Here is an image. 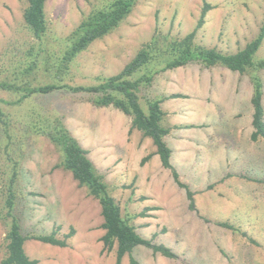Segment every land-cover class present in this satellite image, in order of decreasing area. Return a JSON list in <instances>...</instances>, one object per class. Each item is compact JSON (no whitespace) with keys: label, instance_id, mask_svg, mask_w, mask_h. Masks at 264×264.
Masks as SVG:
<instances>
[{"label":"rangeland","instance_id":"1","mask_svg":"<svg viewBox=\"0 0 264 264\" xmlns=\"http://www.w3.org/2000/svg\"><path fill=\"white\" fill-rule=\"evenodd\" d=\"M205 1L211 10L197 43L231 54L259 35L264 0H137L114 32L74 53L80 37L70 36L107 0H47L48 29L39 40L24 21L28 0H0V81L18 86L27 81L29 87L98 86L119 74L156 33L174 38L191 33ZM255 59L264 60V40ZM33 62L36 68L29 69ZM252 75L260 77L264 92V69L240 74L220 66L189 65L158 73L152 86H140L144 110L150 99L164 98L171 164L195 193V211L187 190L163 168L159 155L141 164L157 150L153 139L138 130L130 134L132 118L113 106H95L97 94L60 89L25 98V87L0 90L9 118L0 125V247L10 228L5 201L11 190L16 197L12 215L24 235L56 231L63 239L72 234L66 247L26 240L30 259L38 264H117V246L102 253L99 201L79 187L70 171L56 167L64 160L62 150L36 130L46 123L54 127L58 119L89 152L123 217L141 237L178 256L171 259L138 246L132 254L138 264H264V141L251 140ZM121 264H131L130 256Z\"/></svg>","mask_w":264,"mask_h":264},{"label":"trees","instance_id":"2","mask_svg":"<svg viewBox=\"0 0 264 264\" xmlns=\"http://www.w3.org/2000/svg\"><path fill=\"white\" fill-rule=\"evenodd\" d=\"M46 1L28 0V6L23 14L25 23L32 31L31 34L38 40L48 29L45 13ZM107 1L102 8L91 11L70 36V38L80 37V40L74 45V53L86 50L93 41L114 32L130 16L137 2V0ZM210 10L211 6L205 1L196 28L184 37L174 38L169 34L156 33L149 42L142 46L134 59L119 74L104 79L98 86L57 87L54 85H40L29 87L27 81L19 86L17 83L9 84L0 81V90L13 92L25 87V98L52 93L60 89L72 93L97 94L98 97L93 100L95 106L99 108L113 106L132 118L130 134L134 130H138L143 133L144 138L153 139L157 150L155 154L143 158L141 164L145 165L154 155H159L163 168L170 170L178 186L187 190L190 208L195 211V193L181 181L179 173L171 164L172 150L165 141V137L170 134L171 129L164 127L163 122L166 114L161 107L164 98L150 99L147 102V110H144L140 103L139 90L140 86L144 84L149 87L152 86L156 74L189 65H199L207 70L220 66L240 74H244L252 68L264 69V60L256 61L255 59L264 40V25L259 35L237 53H224L216 48H209L196 42L197 33L205 24V18ZM36 66L37 63L33 62L29 69L36 68ZM15 73L12 72V75ZM26 73L30 74L31 72ZM252 84L253 96L251 103L254 113L251 140L259 142L260 140L264 141L263 83L258 75H252ZM172 97L178 98L180 96ZM22 100L20 99L16 103H21ZM2 102L3 100L0 99V125L5 123L4 118L9 119L1 106ZM56 121L54 127L46 123L41 127L37 126L36 130L46 135L62 150L64 160L56 167H62L70 171L79 187L87 189L88 195L99 201L103 217L102 229L105 231L100 239L103 244L102 253H110L117 246V264H121L125 255L130 256L131 264H138L132 254L136 247L143 246L151 249L155 254L177 259L178 256L171 248L163 244H157L152 239L141 237L136 228L129 223L130 221L123 217L121 207L110 194L108 185L104 182L103 177L96 173L94 164L88 157L89 152L82 148L62 120L57 119ZM3 130L9 133V127ZM15 200L16 197L10 190L5 201V208L7 217L11 219V222L2 248L0 247L4 255L0 264H38V261L30 259L25 253L24 244L28 239L62 247L68 245L67 239L72 234L66 235L63 239L57 236L56 231L49 235H24L21 232L18 220L12 215ZM219 225L234 232L239 231L228 223ZM72 233H74V230H72Z\"/></svg>","mask_w":264,"mask_h":264},{"label":"crops","instance_id":"3","mask_svg":"<svg viewBox=\"0 0 264 264\" xmlns=\"http://www.w3.org/2000/svg\"><path fill=\"white\" fill-rule=\"evenodd\" d=\"M191 125V124H190ZM189 128H191V126H188Z\"/></svg>","mask_w":264,"mask_h":264}]
</instances>
